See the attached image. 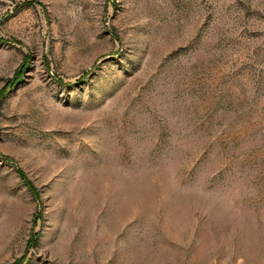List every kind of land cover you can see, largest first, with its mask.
Listing matches in <instances>:
<instances>
[{
    "label": "rangeland",
    "instance_id": "obj_1",
    "mask_svg": "<svg viewBox=\"0 0 264 264\" xmlns=\"http://www.w3.org/2000/svg\"><path fill=\"white\" fill-rule=\"evenodd\" d=\"M0 264H264V0H0Z\"/></svg>",
    "mask_w": 264,
    "mask_h": 264
}]
</instances>
